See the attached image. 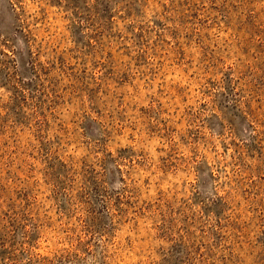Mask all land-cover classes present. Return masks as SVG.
Instances as JSON below:
<instances>
[{"label": "rangeland", "instance_id": "1", "mask_svg": "<svg viewBox=\"0 0 264 264\" xmlns=\"http://www.w3.org/2000/svg\"><path fill=\"white\" fill-rule=\"evenodd\" d=\"M0 264H264V0H0Z\"/></svg>", "mask_w": 264, "mask_h": 264}]
</instances>
